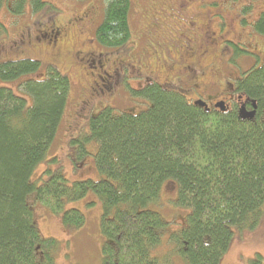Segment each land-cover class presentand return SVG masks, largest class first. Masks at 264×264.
Returning a JSON list of instances; mask_svg holds the SVG:
<instances>
[{
    "label": "trees",
    "instance_id": "trees-1",
    "mask_svg": "<svg viewBox=\"0 0 264 264\" xmlns=\"http://www.w3.org/2000/svg\"><path fill=\"white\" fill-rule=\"evenodd\" d=\"M29 4L35 14L55 9L44 0H0V11L7 6L21 15ZM131 6V0H106L96 30L101 45L130 41ZM253 28L264 35V11ZM2 32L6 25L0 21ZM15 80H21L19 89L31 101L0 85V264H54L59 241L41 233L34 207L39 203L60 215L65 226L80 228L85 214L66 208L67 202L90 191L103 205L102 264H220L235 230L241 234L259 224L264 213V64L235 81L236 92L257 103L253 119L241 118L237 105L207 110L155 81L133 91L151 103L145 110L102 107L70 144L82 161L89 154L87 144L98 142L96 167L103 178L73 183L60 167L33 179L60 128L69 76L53 66L43 71L37 59L0 62V82ZM169 180L179 185L178 204L191 211L185 226L169 237L171 253L154 255L167 223L148 206ZM249 264H264V259L257 255Z\"/></svg>",
    "mask_w": 264,
    "mask_h": 264
},
{
    "label": "rangeland",
    "instance_id": "rangeland-1",
    "mask_svg": "<svg viewBox=\"0 0 264 264\" xmlns=\"http://www.w3.org/2000/svg\"><path fill=\"white\" fill-rule=\"evenodd\" d=\"M44 1L55 9L35 14L29 4L21 15L13 14L7 6L0 11V21L6 25V32L0 33V62L37 59L43 71L53 66L71 81L60 128L47 159L35 169L34 180L41 178L47 168L59 167L69 183L102 179L95 159L98 142L87 144L89 154L82 161L75 157L70 142L84 133L90 116L102 107L137 113L145 110L151 103L133 91L150 80L173 87L190 100L195 97V89L205 95L229 97L231 90L226 82L235 83L239 74L264 64V35L253 28L264 11V0H131V38L120 47H105L96 39V30L105 17L106 0ZM90 9L91 17L81 21L82 13ZM53 20L68 34L58 45L59 54L52 51L47 40H37L42 39L43 29ZM20 83L15 80L0 85L10 86L31 101L19 89ZM178 198L179 185L169 180L163 184L159 199L148 206L167 223L162 245L152 251L154 255L171 253L170 235L186 224L191 210L181 207ZM66 208L80 209L85 224L67 227L60 215L39 203L34 207L41 233L59 241L52 253L54 264H102L107 238L101 231L100 199L90 191L80 200L67 202ZM257 255L264 259V213L253 230L241 234L235 230L220 264H249Z\"/></svg>",
    "mask_w": 264,
    "mask_h": 264
},
{
    "label": "flooded vegetation",
    "instance_id": "flooded-vegetation-1",
    "mask_svg": "<svg viewBox=\"0 0 264 264\" xmlns=\"http://www.w3.org/2000/svg\"><path fill=\"white\" fill-rule=\"evenodd\" d=\"M143 1H148V0H143ZM132 5H133V3H132ZM131 9H132V6H131ZM91 13H92L91 9L84 11L80 17V20L85 21V20L89 19L91 17ZM129 18H130V16H129ZM97 26H98V24H97ZM66 37H68V34H67V31L65 30V28L63 27V25H61L60 23H57L56 21L53 20L50 22L49 27H47L46 29H43L42 39L37 37V40L39 42L42 40H47V44L52 47V51L56 54H59L60 51H59L58 45H60L61 44L60 42H63L66 39ZM20 42H21V44H24L23 39H21ZM30 43H31V41H30ZM91 61L93 63H95L93 59ZM106 75H107V77L111 78V76L109 74L106 73ZM139 77H141V76H139ZM239 77L241 78L240 74L238 75L237 78H239ZM152 81H153V79L150 80L149 82H152ZM226 84L229 85L228 88L231 90L230 91L231 95L229 97L218 98V96H215V95H209V94L205 95L202 92H199L197 89H195V97L196 98L195 97L191 98V100H193V102H195L197 100L205 101L209 107V110H213V109H216V110L217 109H220V110L225 109V110H227L228 108H231L234 105H237L239 108H241L242 106H245L248 111L253 110V103H252L253 101H251L249 99H244L243 96L239 95L236 92V85H235L236 83H233L232 81H228V82H226ZM217 105H221L223 108L221 109V107H218ZM225 110H223V111H225Z\"/></svg>",
    "mask_w": 264,
    "mask_h": 264
},
{
    "label": "water",
    "instance_id": "water-1",
    "mask_svg": "<svg viewBox=\"0 0 264 264\" xmlns=\"http://www.w3.org/2000/svg\"><path fill=\"white\" fill-rule=\"evenodd\" d=\"M252 103H253V110H251V111H248L245 106H242L239 109V115L241 118H244V119H253L254 118V116L256 114L257 103H256V101H253ZM195 104L199 105L201 107H205L207 110H209L207 103L203 100H197V101H195ZM217 106L221 107V109L223 108L221 105H217ZM222 110H225V109H222Z\"/></svg>",
    "mask_w": 264,
    "mask_h": 264
},
{
    "label": "bare ground",
    "instance_id": "bare-ground-1",
    "mask_svg": "<svg viewBox=\"0 0 264 264\" xmlns=\"http://www.w3.org/2000/svg\"><path fill=\"white\" fill-rule=\"evenodd\" d=\"M244 105V104H243ZM257 110V109H256Z\"/></svg>",
    "mask_w": 264,
    "mask_h": 264
}]
</instances>
